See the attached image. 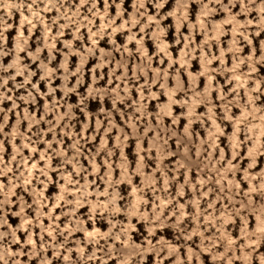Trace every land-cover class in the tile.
<instances>
[{"label": "rangeland", "instance_id": "1", "mask_svg": "<svg viewBox=\"0 0 264 264\" xmlns=\"http://www.w3.org/2000/svg\"><path fill=\"white\" fill-rule=\"evenodd\" d=\"M0 264H264V0H0Z\"/></svg>", "mask_w": 264, "mask_h": 264}]
</instances>
